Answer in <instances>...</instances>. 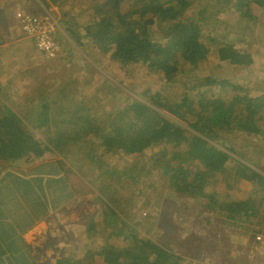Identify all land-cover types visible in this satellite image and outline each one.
Returning a JSON list of instances; mask_svg holds the SVG:
<instances>
[{
    "label": "trees",
    "instance_id": "16d2710c",
    "mask_svg": "<svg viewBox=\"0 0 264 264\" xmlns=\"http://www.w3.org/2000/svg\"><path fill=\"white\" fill-rule=\"evenodd\" d=\"M208 1L0 0V79L13 88L0 97V163L11 168L0 169V221L10 204L4 183L32 195L34 228L51 220V204L62 217L83 197L97 209L80 234L68 240L73 224L62 225L38 254L21 230L0 264H237L246 256L241 247L264 232L254 222L264 221V0ZM47 9L66 33L62 53L19 59L14 20ZM76 47L83 54L74 59ZM233 132L242 138L221 146L220 136L239 138ZM162 190L167 202L186 199L178 213H196V231L170 230L177 217L154 216ZM175 231L198 232L207 260L173 240ZM60 241L75 245L54 258Z\"/></svg>",
    "mask_w": 264,
    "mask_h": 264
},
{
    "label": "rangeland",
    "instance_id": "374dc122",
    "mask_svg": "<svg viewBox=\"0 0 264 264\" xmlns=\"http://www.w3.org/2000/svg\"><path fill=\"white\" fill-rule=\"evenodd\" d=\"M49 1L50 0H46V2H49ZM208 3H209V1L207 0L206 6H208ZM211 3L215 4V0H211ZM40 5L42 6V4H40ZM43 7H45V6L43 5ZM210 8H212V7H210ZM54 9L55 8H53V10ZM213 9H216V8H213ZM192 10L193 9L185 10L183 12L188 15L189 13L193 12ZM51 11L52 10L47 9V12H51ZM220 11L224 12L223 10H220ZM150 15H153V12H150ZM184 16H186V15H184ZM260 18L264 19V17H262V16ZM54 26L57 28L58 31H60V26L58 25L56 20H55ZM258 26L260 28H264V22L259 21ZM21 45H22V42L20 43V49H21ZM3 46L5 47V45H3ZM0 49H3V47H0ZM27 52H29V53L34 52L33 47L31 46L29 41L26 43V45H24L23 52H21V50H20V52L18 53L19 54L18 58L23 59L26 56L31 57V55H28ZM82 54H83V51L80 50L78 47H76V52H75V54H73V57L75 59L78 55H82ZM11 56L13 58L15 57V56H13L12 52H11ZM3 62L5 63L8 61L5 59L4 61H2V63ZM29 64H30L29 67L34 66V65H31V64H33L32 62H29ZM257 64L260 67V72H261L262 76H264V57L258 59ZM4 68H7L10 71V67L8 65L3 67L2 69H4ZM43 73L44 72H42L41 74H43ZM25 74L29 75L30 73L28 71H25ZM10 77H11V71H10ZM238 81H239V79L233 80V82H235V83H238ZM247 81L249 82V80H247ZM252 82L253 81H251L250 83H252ZM0 85H3L5 88L0 93V97L3 100H5L7 94L9 92H11V90L13 88L11 89L12 85H7L3 78L0 79ZM260 86L263 88L262 85H259L258 87H260ZM258 93H260V92L258 91ZM161 111H162V114L165 117H167L170 121H173L175 123H180L184 126L187 125L186 123H184L186 121L179 119L177 116L171 114L170 111H166V110H161ZM235 133L236 132H233L234 138L236 139V137H239L236 141L227 143L225 135H223V136H220V138H219V141H220L219 144L223 147L226 146L225 148L232 147L235 142H237L238 140H240L242 138V136L240 134H235ZM231 156L234 157V155L232 153H231ZM258 156H261V158L264 159V147L261 148V152L258 154ZM34 165H36V164H34ZM1 168L11 169L9 166L0 163V169ZM252 168L259 170L260 165L259 164L255 165V166L251 167V169ZM11 173L12 172L9 173L8 179H10ZM19 181L22 183V179ZM0 184H2V181H0ZM4 185H5V190L8 191V192H4V194H3L4 203H5L6 196L8 195V197L10 199V204L8 207L5 208V210L3 212L4 216H2V220L0 221V261H2L4 258H6L12 254V248H11L10 244L13 241V239L16 237V234H19L21 232V230H23V229L29 230L28 232L25 233L24 237L27 239L28 243L32 244V249L34 250V252L36 254H38V252L36 251V248H39L40 250H42V248L45 246L46 240L49 238V236L57 237L58 233L61 230L60 228L62 225L73 224L74 229L72 231H71V227H68L66 229V233H68V231L70 233L68 240H72L76 234H80L82 232V226L84 224H86L87 216L90 214L97 213V209H96L95 205L90 204L89 200L85 197H83L79 201V203L73 204V206H75V207L71 211L66 212V214L64 213L63 217H62V215L59 216V212H57V210H54L53 209L54 206L51 204L50 211H55L54 215H52L50 217L51 220L41 222L38 226H36L34 228L35 218H34L33 214L31 213V211L29 210V208H27V205L29 204V202L31 200L34 201V198L32 197V195L29 196L28 194L24 193V191L27 190V188H25L23 186H19L18 192H12V191H10V189L9 190L6 189V187H7L6 183H4ZM12 189L14 190V185H13ZM168 191L169 190H165L164 192L167 193ZM164 192L162 190V191H158V193H154L157 200L160 202V204H159V206H157V208L156 207L153 208V209L159 211V212H155L154 216L160 217L162 221L164 220L163 214L167 218H169L170 215L177 217L179 219L178 222H175V224L172 221L170 222V224H169L170 230L174 229V225H175V229H178L181 227V225L184 226L186 224H188V225L190 224L189 227L196 231V227H197L196 225L198 223V217L196 216V213L189 214L188 211L186 213L184 211L182 213H178V211L181 208L180 205H178V204L181 201H185L186 199H184L180 195H176L175 197L172 198L171 201L167 202L163 198ZM14 194H15V196L17 195L16 196L17 197L16 206L12 205L14 202H12V204H11V198ZM225 195H226L225 192L222 191V196H224V198H225ZM44 197H45V199L48 197L46 199V202L50 201V203L51 202H55L57 204L59 203L58 201L53 199L52 196L47 195ZM70 199L71 198H69V197L63 198V201H68ZM216 202H221L223 204L221 206L222 212L224 209H228V202L219 201L218 199H216V201L215 200L212 201V205L215 204ZM63 204H67V203H63ZM256 206H258V205H256ZM44 208H45V206H44ZM197 208L198 207L196 205L193 206L194 210ZM41 209H43V207H41ZM57 217H58V219H57ZM220 217L223 218V216H220ZM60 218H63V220H60ZM26 220H30V223H26ZM96 220H98V219H96ZM258 221H259L258 218L257 219L254 218L255 225L259 229H261L264 225V221H261V222H258ZM159 230H160V228L158 227L156 232ZM244 231H245V229L243 227L239 230V232L241 234H243ZM187 232H189V231H185L184 234H179V233H177V231H175L174 233H172L171 238H173V240L180 239L179 241L181 243H186V247H191V249H197V260L198 261L205 260L206 259L205 257L208 256V252H206V250L204 249V246L203 247L200 246L201 244H203L202 236L198 232L192 233V237L190 239H188L185 236V234ZM259 233H262V232H257V234H259ZM46 235H48L47 238H46ZM53 241L55 242V239ZM218 243L220 244L219 240H218ZM244 244H246V246L250 247V251L251 252L253 251V253L255 254V260L254 261L256 262V264H261L262 259L259 256V246L257 244H255V242L253 240H250V239L247 240ZM58 245L60 246L62 252L55 255L54 258H57V256H59L61 254L72 253V247L75 245V243L70 242V241H68L67 243H65V241H60L58 243ZM234 249H235L234 247L230 248V250H234ZM199 251H200V253H198ZM44 255H45V253L40 254V256L38 257L39 262L42 263L46 260V256H44ZM187 261H191V258H189ZM237 261L239 264H252L251 261L246 256L237 258ZM5 262H7V261H5ZM231 263H234V262L230 261V263H227V264H231ZM216 264H225V263L218 260V261H216Z\"/></svg>",
    "mask_w": 264,
    "mask_h": 264
},
{
    "label": "built area",
    "instance_id": "2783aa9c",
    "mask_svg": "<svg viewBox=\"0 0 264 264\" xmlns=\"http://www.w3.org/2000/svg\"><path fill=\"white\" fill-rule=\"evenodd\" d=\"M53 27L52 21L30 16L23 21L21 26L16 27V31L25 32L34 36L35 45L40 54L54 56L61 52L62 48L51 39L50 34ZM255 244L259 246L260 258L262 259L261 264H264V232L256 234ZM250 258L254 262L255 254L253 251L251 252Z\"/></svg>",
    "mask_w": 264,
    "mask_h": 264
},
{
    "label": "clouds",
    "instance_id": "9594fccd",
    "mask_svg": "<svg viewBox=\"0 0 264 264\" xmlns=\"http://www.w3.org/2000/svg\"><path fill=\"white\" fill-rule=\"evenodd\" d=\"M45 14H46L45 16H39V15H33V14H31V15H25L22 19L14 20V25L11 27L12 32H13V36L15 37V39H17V40H19L21 42H25L24 45H26V43L29 41L30 44H31V46L33 47V50L35 52H37L38 54H40V53L38 52V50L36 48V45H35V37L32 36V35H30V34H28V33H25V32H17L16 31V27L21 26L23 24V21L27 17H30V16H34V17L40 18L42 20L52 21L53 22V25H54L55 20H56L57 23H58V25L60 26L59 21H58V18L52 13V11L51 12H47V10H46ZM50 36H51V39L53 40V42L55 44L60 45V42H62V40H64V39H60V38L61 37L65 38L66 33L64 32V30L62 29L61 26H60V31H58L57 28L54 26L53 27V30H52V32L50 34ZM61 48H62V46H61ZM23 49H24V46L23 47L21 46V49L20 50L23 51ZM62 51L63 50H61V52L57 53L56 55L62 53ZM40 55L47 56V57H54V56H56V55H54V56H48V55H44V54H40ZM242 227L243 226L241 225L239 227V230ZM253 241L255 242V240H253ZM240 251L246 255V257L251 261L252 264H254L255 261L253 262L252 259L250 258V256H251L250 247H248V246H246V244H244L241 247ZM259 256H260V252H259ZM231 264H236V263H231ZM237 264H239V263H237ZM255 264H256V262H255Z\"/></svg>",
    "mask_w": 264,
    "mask_h": 264
}]
</instances>
